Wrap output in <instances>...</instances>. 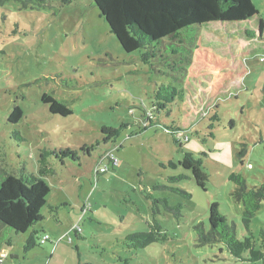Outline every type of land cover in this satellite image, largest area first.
I'll return each instance as SVG.
<instances>
[{
  "label": "rangeland",
  "instance_id": "obj_1",
  "mask_svg": "<svg viewBox=\"0 0 264 264\" xmlns=\"http://www.w3.org/2000/svg\"><path fill=\"white\" fill-rule=\"evenodd\" d=\"M252 2L264 19V0ZM245 29L204 25L203 36L212 34L223 45L237 42V52L254 53L245 60L248 74L241 86L234 91L228 86L223 93L230 94L208 102L197 126L179 145L166 130L178 120L176 111L168 118L152 116L151 122L144 117L153 114L152 94L169 77L143 64L140 51L126 53L121 48L93 0H72L51 10H21L15 2L0 6V163L10 171L20 162L35 170L42 148H70L79 159L53 163L54 172L44 180L50 187L47 204L58 209L50 212L44 206L42 220L25 233L4 230L11 242L2 246L8 255L2 264H264V258H234L222 244L199 245L194 229L199 222L207 226L208 207L218 202L242 239L243 205L231 195L234 184L229 176L239 173L248 187H264V46L256 45ZM44 92L68 101L72 114H50L41 101ZM14 104L24 112L17 125L7 122ZM214 112L219 120L214 122V136L208 137ZM104 125L123 128L118 138L103 142ZM12 129L21 131L27 142L9 140ZM84 145L95 147L87 154L79 151ZM108 152L118 164L101 173L100 166L109 165ZM185 152L202 160L208 175L204 188L190 170L168 165L170 160L181 161ZM172 175L185 177L168 183ZM156 184L183 189L191 198L154 190ZM149 193L167 197L171 205L180 203L181 215L161 210L156 218L166 237L144 248H128L125 236L148 230ZM250 229L256 248L263 250L264 200ZM33 230L36 245L25 252ZM45 234L50 239L41 244Z\"/></svg>",
  "mask_w": 264,
  "mask_h": 264
},
{
  "label": "trees",
  "instance_id": "obj_2",
  "mask_svg": "<svg viewBox=\"0 0 264 264\" xmlns=\"http://www.w3.org/2000/svg\"><path fill=\"white\" fill-rule=\"evenodd\" d=\"M8 2L17 3L21 10H51L55 6L69 5L72 0H0V6ZM93 4L107 22L109 32L117 38L126 53L140 51L143 64L153 72L169 77L152 94L153 114L143 116H147L150 121L152 116L168 118L176 111L178 120L172 118V124L166 130L179 145L187 137L185 133L196 127L208 102H215L241 86V80L248 74L245 60L254 53L237 52V42L223 45L212 34L203 36L204 25L246 27L245 34L256 39V45L264 46V19L252 0H93ZM252 24L255 25L250 29L248 26ZM228 86H233V89L224 94ZM41 101L48 106L52 115L66 117L72 114L68 101L58 100L50 93L44 92ZM23 116L22 108L14 104L7 122L17 125ZM209 120L207 136L213 137L214 122L219 120L217 112ZM122 128L102 126L100 132L103 142L118 138ZM9 135V140L17 145L27 142L18 129H12ZM94 147L84 145L79 151L88 154ZM245 154L244 148L238 152L241 158ZM183 156L178 163L170 160L168 165L176 168L179 164L190 170L196 184L204 188L208 175L203 170L202 160L190 152H185ZM66 159L79 161L77 152L70 148H42L35 170H29L24 162H20L15 171H10L5 164L0 163V264L3 261L2 246L10 245L11 242L10 238L4 237V230L25 233L42 220L41 209L48 205L47 195L50 192L44 177L54 172L53 163L65 165ZM107 160L109 165H105L106 170L118 164V161L112 164L110 156H107ZM184 177L168 176L167 182L174 183ZM229 180L234 184L231 193L233 199L243 205L241 219L246 235L242 239L238 238L235 225L229 223L221 213L218 202H212L208 207L207 226L203 222L194 225L197 242L199 245L222 244L231 256L242 261L261 260L264 258V249L256 248L250 223L264 200V187H248L239 173H231ZM154 190H168L183 198H191L189 192L167 184H156ZM146 197L152 202L148 230L125 236L124 244L128 248H144L166 237L156 218L161 210L177 218L181 215L180 203L171 205L167 197L155 196L153 193L146 194ZM58 207L48 205V210L55 212ZM77 232L74 229V233ZM36 239V231L33 230L25 240V252L36 245Z\"/></svg>",
  "mask_w": 264,
  "mask_h": 264
},
{
  "label": "built area",
  "instance_id": "obj_3",
  "mask_svg": "<svg viewBox=\"0 0 264 264\" xmlns=\"http://www.w3.org/2000/svg\"><path fill=\"white\" fill-rule=\"evenodd\" d=\"M107 156H110V159L112 160V164H116L117 163L118 159L113 154H111V152L106 153L105 154V158H107ZM105 170H106V166L105 165L104 166H101L99 168V171H105ZM74 229L77 230V231H79L80 230V227L79 226H76ZM49 239H50L49 235L48 234H45V235H43L41 237V239H40L39 242L42 244V243H45L46 241H48ZM2 257H3V255H2Z\"/></svg>",
  "mask_w": 264,
  "mask_h": 264
},
{
  "label": "crops",
  "instance_id": "obj_4",
  "mask_svg": "<svg viewBox=\"0 0 264 264\" xmlns=\"http://www.w3.org/2000/svg\"><path fill=\"white\" fill-rule=\"evenodd\" d=\"M197 126V125H196ZM56 248H57V246L56 247H54L53 248V251H51V253H50V255H49V257H50V259L51 258H54V256L56 255ZM4 251V250H3ZM2 255H3V259H5L8 255H7V252H2ZM16 259H17V257H15ZM12 259V258H11ZM50 264V263H49Z\"/></svg>",
  "mask_w": 264,
  "mask_h": 264
}]
</instances>
